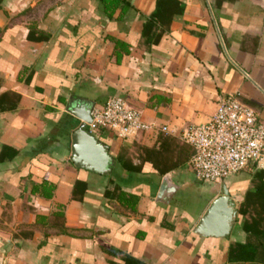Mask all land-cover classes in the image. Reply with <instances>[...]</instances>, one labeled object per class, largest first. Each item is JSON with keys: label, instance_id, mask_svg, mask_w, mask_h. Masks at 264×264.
Returning a JSON list of instances; mask_svg holds the SVG:
<instances>
[{"label": "crops", "instance_id": "obj_1", "mask_svg": "<svg viewBox=\"0 0 264 264\" xmlns=\"http://www.w3.org/2000/svg\"><path fill=\"white\" fill-rule=\"evenodd\" d=\"M228 95L264 122V0H122L112 13L103 0H0V264H264V230L245 232L240 215L256 171L204 182L190 158L161 176L144 160L163 137L152 132L94 133L104 173L72 162L71 100L121 97L179 133ZM225 190L230 234L197 233Z\"/></svg>", "mask_w": 264, "mask_h": 264}, {"label": "built area", "instance_id": "obj_2", "mask_svg": "<svg viewBox=\"0 0 264 264\" xmlns=\"http://www.w3.org/2000/svg\"><path fill=\"white\" fill-rule=\"evenodd\" d=\"M91 116L88 128L92 134L106 130L122 141H138L141 134L149 132L176 136L193 149L189 164L196 178L204 182L222 183L248 169L264 171V122L236 95L221 98L209 122L179 133L146 121L121 97L93 108Z\"/></svg>", "mask_w": 264, "mask_h": 264}, {"label": "water", "instance_id": "obj_3", "mask_svg": "<svg viewBox=\"0 0 264 264\" xmlns=\"http://www.w3.org/2000/svg\"><path fill=\"white\" fill-rule=\"evenodd\" d=\"M92 109V104L76 99L71 100L67 105V112L81 121L72 135V162L87 170L104 173L112 160L107 153V147L101 144L88 128L92 123ZM170 184L169 176H165L160 196L172 191L173 186ZM237 213L236 204L225 190L224 194L213 202L195 231L204 236H227L234 227Z\"/></svg>", "mask_w": 264, "mask_h": 264}, {"label": "trees", "instance_id": "obj_4", "mask_svg": "<svg viewBox=\"0 0 264 264\" xmlns=\"http://www.w3.org/2000/svg\"><path fill=\"white\" fill-rule=\"evenodd\" d=\"M122 0H103L106 10L111 13L120 5ZM125 1V0H123ZM128 6L127 2H124ZM144 160L151 162L154 169L162 176L174 169L185 165L193 155V149L173 137H162L158 149L143 148ZM136 168H141L136 167ZM137 170V169H136ZM254 187L249 190L240 208V215L244 218L243 230L247 233L259 236L264 230V171H256L254 175ZM49 190L45 196L51 197L54 186L43 184ZM118 198L128 203L133 201L131 208L135 209L138 197L121 193Z\"/></svg>", "mask_w": 264, "mask_h": 264}, {"label": "rangeland", "instance_id": "obj_5", "mask_svg": "<svg viewBox=\"0 0 264 264\" xmlns=\"http://www.w3.org/2000/svg\"><path fill=\"white\" fill-rule=\"evenodd\" d=\"M94 135V134H93Z\"/></svg>", "mask_w": 264, "mask_h": 264}]
</instances>
